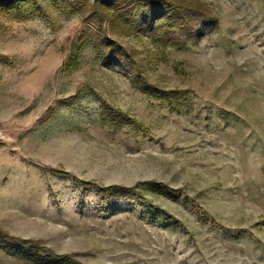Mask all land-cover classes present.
<instances>
[{"label":"rangeland","instance_id":"obj_1","mask_svg":"<svg viewBox=\"0 0 264 264\" xmlns=\"http://www.w3.org/2000/svg\"><path fill=\"white\" fill-rule=\"evenodd\" d=\"M0 264H264V0H0Z\"/></svg>","mask_w":264,"mask_h":264},{"label":"trees","instance_id":"obj_2","mask_svg":"<svg viewBox=\"0 0 264 264\" xmlns=\"http://www.w3.org/2000/svg\"><path fill=\"white\" fill-rule=\"evenodd\" d=\"M179 6H181L179 4ZM196 7V6H195ZM193 9L194 7H186V9ZM163 8H157V9H152L151 10H146L147 12H151L152 14H155V17H158V14L160 13V11H162ZM186 9L184 11H186ZM170 10V9H169ZM166 12V11H165ZM189 12H192V10H190ZM191 14V13H190ZM197 15V23L196 27H194V29L192 30H188V29H181L179 31V33H177L176 31H168L167 30V25L163 24L167 21V19L165 18H158L156 20L155 23H162V27L164 29H166V33H170L172 34L171 36H179V40H170V43L174 46V47H179L182 45H189V44H193L195 42H197L198 40H201L205 34L207 32H212L214 31L216 28H218V22L215 21V18L212 16L211 12H196L195 13ZM183 16V11L181 12V17ZM154 17V18H155ZM145 18V17H144ZM147 92L149 93H153L150 91L149 88L146 89ZM154 94V93H153ZM159 97L161 98L160 94ZM97 193H99L100 196H102V198L104 199V204H108V201L110 200L111 203L112 202H117L116 200H118V197H124V196H140L137 191H134L133 188H126V187H121V186H110V187H106V188H97L96 189ZM113 207H116V203L113 204ZM6 239L9 237L4 236ZM25 248V247H22ZM31 253H33L32 249L29 250V255H31ZM36 255H31V257L35 258L34 256L38 257L37 255H45L40 253V251H36L35 253ZM46 256V255H45ZM52 258V257H51ZM58 257H54L53 259L55 260H61V259H57ZM60 258V257H59Z\"/></svg>","mask_w":264,"mask_h":264}]
</instances>
